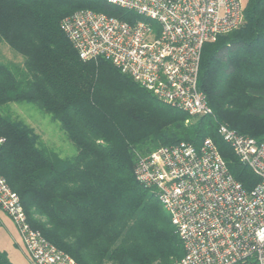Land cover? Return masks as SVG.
I'll use <instances>...</instances> for the list:
<instances>
[{
    "label": "trees",
    "instance_id": "1",
    "mask_svg": "<svg viewBox=\"0 0 264 264\" xmlns=\"http://www.w3.org/2000/svg\"><path fill=\"white\" fill-rule=\"evenodd\" d=\"M80 9L125 19L101 0H0V45L15 59L0 60V175L29 227L77 264H178L182 242L136 170L160 147L210 139L244 190L257 184L217 128L264 142V0H245L242 24L203 45L205 116L161 102L110 60H81L61 28ZM17 103L57 122L76 154L49 150L10 111ZM0 264H12L1 251Z\"/></svg>",
    "mask_w": 264,
    "mask_h": 264
},
{
    "label": "built area",
    "instance_id": "2",
    "mask_svg": "<svg viewBox=\"0 0 264 264\" xmlns=\"http://www.w3.org/2000/svg\"><path fill=\"white\" fill-rule=\"evenodd\" d=\"M125 19L80 9L61 28L83 61L110 60L161 102L189 116L211 114L198 90L202 47L243 22L242 0H101ZM218 134L258 178L246 191L210 139L180 143L141 159L151 187L182 242L178 264H264V142L224 125ZM0 209L16 225L30 264H77L27 223L18 196L0 175Z\"/></svg>",
    "mask_w": 264,
    "mask_h": 264
},
{
    "label": "rangeland",
    "instance_id": "3",
    "mask_svg": "<svg viewBox=\"0 0 264 264\" xmlns=\"http://www.w3.org/2000/svg\"><path fill=\"white\" fill-rule=\"evenodd\" d=\"M242 2H245V0H242ZM4 46L8 48L6 45ZM5 47L0 45V60H15L12 51H8ZM9 109L21 121L33 127L40 135L42 142L59 157L69 158L76 154L74 145L67 140L59 124L52 121L40 109L26 103L10 105ZM0 216L2 217V223H0V251L5 253L12 264H30L22 237L13 220L1 211Z\"/></svg>",
    "mask_w": 264,
    "mask_h": 264
},
{
    "label": "crops",
    "instance_id": "4",
    "mask_svg": "<svg viewBox=\"0 0 264 264\" xmlns=\"http://www.w3.org/2000/svg\"><path fill=\"white\" fill-rule=\"evenodd\" d=\"M1 212H3L2 210H0ZM0 223H2V217L0 216Z\"/></svg>",
    "mask_w": 264,
    "mask_h": 264
}]
</instances>
